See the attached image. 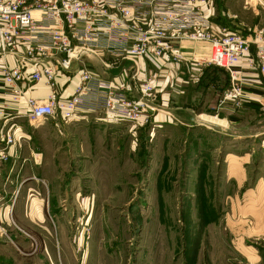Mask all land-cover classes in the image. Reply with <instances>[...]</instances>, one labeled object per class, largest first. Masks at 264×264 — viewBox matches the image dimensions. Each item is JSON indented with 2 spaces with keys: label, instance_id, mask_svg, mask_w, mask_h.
Returning <instances> with one entry per match:
<instances>
[{
  "label": "rangeland",
  "instance_id": "374dc122",
  "mask_svg": "<svg viewBox=\"0 0 264 264\" xmlns=\"http://www.w3.org/2000/svg\"><path fill=\"white\" fill-rule=\"evenodd\" d=\"M195 2L200 7V0ZM243 4L244 0H214L213 11L215 5L235 11ZM140 60L132 61L138 66ZM226 71L212 68L196 96L186 97L195 109L193 122L174 115L170 124L159 128L150 123L148 112L144 120L117 119L98 126L97 161L92 164L96 171L82 169L78 174L70 167L60 174L62 181L55 177L58 185L40 179L34 190L25 181L45 172L36 169L34 155L24 153L29 140L10 161L9 149L19 146L16 132L14 143L1 145L5 158L0 164V255L14 264H264V180L257 185L264 175L263 158L245 156L240 159L249 160L245 168L230 171L225 155L262 144L264 108L223 102L224 92L217 87L226 86ZM215 75L219 83L212 82ZM144 79L137 77L140 96L133 98L141 97ZM252 102L264 107V99ZM228 115L237 121L228 122ZM13 123L20 128V123L8 121L5 133H13ZM35 192L43 222H32L35 213L24 207Z\"/></svg>",
  "mask_w": 264,
  "mask_h": 264
},
{
  "label": "built area",
  "instance_id": "2783aa9c",
  "mask_svg": "<svg viewBox=\"0 0 264 264\" xmlns=\"http://www.w3.org/2000/svg\"><path fill=\"white\" fill-rule=\"evenodd\" d=\"M213 1L200 0L199 7L195 0H35L29 7L22 5L23 0H0V52L17 48L19 36L34 29L35 9L49 10L56 19L50 44L25 42L22 48L23 64L33 66L29 80L45 81L52 88L44 99L26 98L27 120L36 127L48 117L70 119L84 109L97 107L104 108L107 116L114 119L144 120L155 99L157 70L166 58L180 62L184 41L209 44L210 57L196 62L199 70L212 65L228 71L230 81L223 102L237 108L252 100L261 102L247 89L249 77L243 69L257 71L264 80V38L245 37L214 25ZM100 48L130 60L152 62L156 72L151 71L141 82L140 98L129 94L126 83L102 81L89 70L80 72V83L72 96H59L57 76L71 69L73 59L96 54ZM58 54L61 58H57ZM3 68V80L15 101L20 102L24 96L20 85L23 69L8 64ZM97 88L103 89L102 95H98ZM8 120L5 108L0 109V122L4 121L0 126V164L5 158L1 145L14 143L19 128L13 123V133L9 129L5 133Z\"/></svg>",
  "mask_w": 264,
  "mask_h": 264
},
{
  "label": "crops",
  "instance_id": "0c3cea01",
  "mask_svg": "<svg viewBox=\"0 0 264 264\" xmlns=\"http://www.w3.org/2000/svg\"><path fill=\"white\" fill-rule=\"evenodd\" d=\"M23 1L26 6L29 7H32L35 2V0ZM250 7L253 9V15L247 16L246 11H248ZM217 10L215 5V14L212 18L214 25L245 37L264 38V0H256L255 2L252 0H244V4L235 11L230 10L228 7H222L221 9L219 8L218 11ZM34 16V29L23 32L19 36L20 44L17 48L10 51V54H7V52H0V109L5 108L7 110L9 114L7 116L8 119H10L8 121L20 123V128L17 131L19 146L16 147V145H13V147L9 149L8 154L11 155L10 161H13L12 156L14 157V154L17 155L19 151L21 153L24 142L29 140L30 152L26 149L24 153L29 154L30 157L34 155L36 159V169L38 166L40 170H44L45 172L44 174L42 172L34 173L32 177L25 180L30 181V185L35 186L33 188L34 190H38L40 179L48 181L51 186H54V184L58 185L54 180L55 177L62 181L60 174H65L67 171L69 172L70 167L73 168L72 171L78 174L81 173L80 171L82 169H86L87 172H92L93 168V172H95L96 167L92 166V164L95 165L97 161V127H102L104 124L117 121V119L107 116L102 109L97 107L95 110L84 109L80 114L70 119H64L60 116L48 117L43 123L38 124L36 129H30L26 118L28 109L25 101L26 98L34 97L44 99L52 92V88L45 81L33 83L29 80L33 66L30 65L31 63L23 64L22 48L26 45L24 44L25 42L50 44L52 39L51 30L56 24L55 16L53 12L49 10L35 9ZM180 54L182 57L180 62L172 58H166L162 64V68L157 70V77L155 79V99L150 103L149 115H151L150 123L159 128H164V126L170 124L174 115L178 117L183 116L187 118L189 122H193L196 119L193 115L195 111L193 105L185 99L188 95H190V97L196 96L197 92L200 90L199 88L203 87L205 82H207L205 80L208 73L212 68L216 67L207 66L202 70L196 67L197 61L207 60L210 57V46L208 43L184 41L180 46ZM57 58H61V55L58 54ZM7 64L13 66L18 65L23 69L24 80L20 82V85L24 92V96L20 102L15 101L11 93V88L3 81L2 68ZM137 65L138 66L130 59L114 55L100 48L96 51V54L91 53L81 58L73 59L71 69L57 76V89L59 95L65 98L74 94L77 85L80 83V72L82 70H89L99 75L102 81L119 84L126 83L129 86V94L134 97H139L140 91L137 77L140 76L144 79L154 66L149 59L140 60ZM243 66L245 65L243 64ZM203 70H205V74L204 76L201 75L202 80H199ZM243 70L249 77L247 89L255 93L259 99H264V80L259 78V74L255 70L246 67H244ZM226 73H228V71H226ZM135 74H137L136 79L133 78ZM228 77L229 80L226 82L225 87H217L220 92H222V90L224 92L228 87L230 75H228ZM212 82L219 83V77L215 75ZM212 86L213 85L210 84V87ZM97 93L99 96L102 95L103 89L97 88ZM253 106L259 107L260 109L264 108L256 102L245 104L244 108ZM221 109L223 110V107ZM227 109L230 112L234 111L230 105H227ZM225 118L228 122L233 123L237 121L236 118H231L229 115ZM2 122L4 121L0 123ZM246 136V134H238V137ZM42 145H44V148H42ZM255 154H260L261 158H263L261 167H263L264 170V138L262 144H260L258 148H253L249 152L246 151L242 153L237 150L226 152V161H231L229 170H240L241 167L245 168V164H247L249 160L244 161L240 159H244L245 156L250 158V156ZM230 156H233L234 160L230 159ZM256 158L260 160V157L257 155ZM11 163L9 162V164ZM87 164H90V166L88 165L87 167ZM10 168L11 170L15 169L14 165H10ZM263 176L259 178L257 185L261 184V181L264 180ZM14 177L16 176L14 175ZM95 177L96 174L94 173L93 178ZM25 181L21 182V189H23ZM244 181L245 179H242L240 184L244 183ZM59 185L63 186L62 183ZM32 197L33 199L26 198L27 200L24 201V207L28 212L35 213V217H31V221L38 220L39 222H43L45 215L43 210H41L38 192H35V195L33 194ZM20 207L21 203H17L15 210L18 211ZM25 217L27 216L25 215ZM20 219H22V217H20ZM61 249L63 252L65 251V248L61 247ZM4 257L0 255V264H14L12 259Z\"/></svg>",
  "mask_w": 264,
  "mask_h": 264
}]
</instances>
